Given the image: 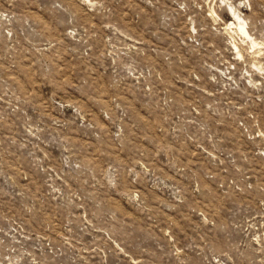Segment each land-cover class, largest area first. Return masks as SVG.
<instances>
[{"label":"rangeland","instance_id":"rangeland-1","mask_svg":"<svg viewBox=\"0 0 264 264\" xmlns=\"http://www.w3.org/2000/svg\"><path fill=\"white\" fill-rule=\"evenodd\" d=\"M0 264H264V0H0Z\"/></svg>","mask_w":264,"mask_h":264},{"label":"bare ground","instance_id":"bare-ground-1","mask_svg":"<svg viewBox=\"0 0 264 264\" xmlns=\"http://www.w3.org/2000/svg\"><path fill=\"white\" fill-rule=\"evenodd\" d=\"M226 12L233 19L228 24V26L229 27L234 26V27L238 28V30L240 31L241 34H243L244 36H248V33L244 27V23L242 22V18L240 17V15H238L237 11L230 6L226 9ZM235 46H236V44H235ZM236 48H237V53L240 55V51H239L238 47H236Z\"/></svg>","mask_w":264,"mask_h":264},{"label":"built area","instance_id":"built-area-1","mask_svg":"<svg viewBox=\"0 0 264 264\" xmlns=\"http://www.w3.org/2000/svg\"><path fill=\"white\" fill-rule=\"evenodd\" d=\"M204 92L207 93L208 95H211V94H212V92H207V91H204ZM204 100L207 101V98L204 97ZM214 102H215V101H214ZM208 104H211V103H208ZM217 109H218V108H217ZM204 112H205V111L203 110V111H202L203 114H201L200 116L202 117L203 120H206V119L204 118V116H205V113H204ZM229 117H230V116H229ZM213 133H214V134H218V133L216 132V130H214Z\"/></svg>","mask_w":264,"mask_h":264}]
</instances>
